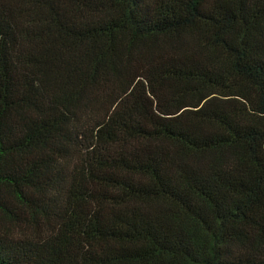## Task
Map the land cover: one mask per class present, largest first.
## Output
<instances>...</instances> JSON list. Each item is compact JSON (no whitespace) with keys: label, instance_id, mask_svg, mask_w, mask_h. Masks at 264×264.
I'll return each mask as SVG.
<instances>
[{"label":"trees","instance_id":"trees-1","mask_svg":"<svg viewBox=\"0 0 264 264\" xmlns=\"http://www.w3.org/2000/svg\"><path fill=\"white\" fill-rule=\"evenodd\" d=\"M0 264H264V0H0Z\"/></svg>","mask_w":264,"mask_h":264}]
</instances>
